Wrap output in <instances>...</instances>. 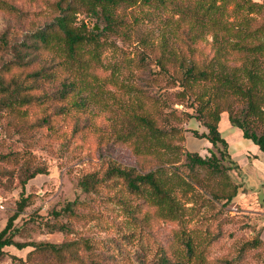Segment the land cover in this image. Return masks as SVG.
<instances>
[{"label": "rangeland", "instance_id": "obj_1", "mask_svg": "<svg viewBox=\"0 0 264 264\" xmlns=\"http://www.w3.org/2000/svg\"><path fill=\"white\" fill-rule=\"evenodd\" d=\"M54 1L0 0L2 79L9 83L17 77L27 85L32 81L28 75L33 70L46 68L57 73L54 78L38 81L30 92L40 98L30 105L18 110L0 102V152L14 154L11 160L0 161V230L17 210V201L23 193L29 195L30 204L15 220V239L34 244L67 242L72 251H62L63 257L41 250L30 254L33 246L23 249L11 246L0 257V264H143L144 253L149 254L147 264H157L154 254L161 247L176 251L170 245L181 224L156 216L155 208L128 192L123 180L105 178L111 162L139 172L159 166L160 159L154 154L137 153L132 144L112 142L118 131L124 129V121L128 122L125 105L136 92L150 103L156 98L161 101L158 115H163L164 119L160 122L165 128L178 127L173 142L180 145L182 151H195L202 156L213 152L220 156L223 151L222 162L231 167L227 170L230 179L237 184L244 181L259 193L258 199L247 202L239 196L240 188L238 195L228 202L220 197V191L217 198L197 185L196 190L178 188V200L187 211L185 225L189 229H208L213 235L208 246L209 264H223L225 260H232L233 264H264V241L255 247L245 245L246 241L264 237L263 218L255 212L264 206V153L230 122L228 110L222 112L219 122L228 147L224 150L220 143L212 145L201 136L206 128L196 116L193 98L180 102L177 92L182 88L158 73L163 36L169 37V47L181 56L206 65L216 52L211 33L193 42L183 25L177 29L179 37L176 39L171 36L175 29L169 23L174 24L178 15L170 18L169 14L159 11L146 18L145 12H155L152 8L121 6L117 10L121 21L106 35V46L101 54L104 65L95 69L98 79L91 90L93 101L87 109L81 110L71 106L70 99H60L56 93L68 75L58 64V58L40 50L36 62L23 66L15 62L11 47L13 43L24 41L31 29L52 19L55 12L48 3ZM254 1L264 4V0ZM252 15L256 16L255 25L264 22V8ZM76 16V24L85 23L95 31L106 25L84 8ZM4 37L9 47L5 46ZM227 56L231 64L243 61L240 52L231 50ZM113 66L119 67L116 73ZM175 67L171 66L170 71L176 72ZM123 77L135 86L132 95L114 83ZM45 93L51 95L44 102ZM3 95L0 91V98ZM245 109L243 101H234V115L243 117ZM254 129L258 134L264 133V124L255 122ZM255 158L258 160L251 163ZM176 165L182 174L187 176L190 172L184 155ZM165 166L169 173L175 167ZM36 167L44 172L30 179L23 189L20 179L25 177L26 171ZM87 173L102 178L91 191L79 184ZM71 201H76L73 210L64 211ZM63 224L65 229L58 228Z\"/></svg>", "mask_w": 264, "mask_h": 264}, {"label": "trees", "instance_id": "obj_2", "mask_svg": "<svg viewBox=\"0 0 264 264\" xmlns=\"http://www.w3.org/2000/svg\"><path fill=\"white\" fill-rule=\"evenodd\" d=\"M48 4L55 12L52 19L31 29L24 41L13 43L11 47L15 52V62L19 65L28 66L36 62L40 50L59 59L58 64L68 73L56 91L60 99H70L69 104L77 109L85 110L89 107L93 101L91 90L98 79L95 69L104 65L101 54L106 46V35L121 21L117 10L123 5L146 6L155 11L153 14L145 12L146 18L157 15L159 11L169 14L170 18L178 15L174 24L169 23L175 29L171 32L173 38L179 37L177 29L183 25L187 27L188 37L193 42L204 38L208 33L212 35V45L216 52L206 65L181 56L174 48L169 47L167 36H163L160 44L162 55L158 60V73H163L173 84L182 88L177 92L180 102L187 97L193 98L195 103L192 106L196 104V116L206 128L201 136L212 145L218 146L220 143L224 150L227 149L228 142L220 131L219 122L222 112L228 110L230 122L241 129L245 138L251 139L264 151V133L258 134L254 129L255 122L264 124V22L255 25L256 16L252 15L262 12L263 3L254 0H55ZM82 8L104 20V28L95 31L89 29L85 23L76 24V14ZM231 17L234 19L230 20ZM3 42L9 47L7 37H4ZM231 50L242 53L241 64L230 63L227 54ZM171 66L177 67L176 72L170 71ZM117 70L119 67L113 66V73ZM56 75L57 73L46 68L33 70L28 75L32 81L27 85L25 80L17 77L6 83L0 76V91L4 94L0 102L6 107L18 110L19 107L30 105L40 98L30 92L38 85V81H45ZM125 79L123 77L114 83H118L120 88L132 95L136 90L135 86ZM50 95L44 94V102ZM141 96L143 95L136 92L133 99L127 101L125 106L128 122L124 121V129L118 131L112 142L132 144L137 153L154 154L160 159L159 166L139 172L111 162L105 178L123 180L128 192L155 208L156 216L181 224L170 245L176 251L171 252L161 247L154 254L157 264H209L208 246L213 235L208 229H189L185 225L187 211L178 200L176 191L183 186L186 191L196 190L197 185L217 198V192L220 191V197L229 202L238 195L242 183L237 184L230 179L227 170L231 167L222 162L223 151L220 156L214 152L209 156H202L195 151H182L180 145L173 142L174 136L178 134V127L165 128L160 122V119H164L163 115H158L161 101L156 98L150 103ZM236 100L246 104L243 117L233 113V103ZM186 114L192 116L191 113ZM44 121L46 122V118ZM183 155L185 165L190 169L187 175L189 177L182 174L176 165ZM13 156V153L0 152V161L11 160ZM165 165H169V168L175 166L171 169L173 172L169 173ZM43 172V169L37 167L26 171L25 177L20 179L23 189L30 179ZM101 180L95 173H87L80 179L79 184L84 190L91 191ZM29 204V195L22 193L17 201V210L8 217L5 226L0 230V257L11 246L17 249L33 246L30 254L41 250L57 256L62 254L63 257L62 251H72L70 243L67 242L46 241L34 244L15 239V220ZM74 204L76 201L69 202L64 211L73 210ZM55 214L58 216L60 212ZM58 228L65 229V225ZM263 241L264 237L255 238L246 241L245 245L255 247ZM147 258L149 254L144 253L143 264H147ZM223 264H233V261L225 260Z\"/></svg>", "mask_w": 264, "mask_h": 264}, {"label": "crops", "instance_id": "obj_3", "mask_svg": "<svg viewBox=\"0 0 264 264\" xmlns=\"http://www.w3.org/2000/svg\"><path fill=\"white\" fill-rule=\"evenodd\" d=\"M223 135V134H222ZM248 139V138H246ZM248 140H251V139H248ZM252 141V140H251ZM258 147V146H257ZM259 149V148H258ZM260 150V149H259ZM260 152H263L264 151H260ZM256 160H258L257 158H255L254 160H251V163H254ZM242 183V187H241V191H240V194L239 196H242V198H246L247 199V202H251L252 199H255L257 198L258 199V191L254 189V187L252 186H249V184H247L246 182L244 181H240ZM263 193V198H264V191H262ZM239 198V197H238ZM258 201V200H257ZM261 204V203H260ZM262 206V205H261ZM263 208H260V210H255V212H257V214H260L262 216V221H263V229L262 231L264 232V206H262Z\"/></svg>", "mask_w": 264, "mask_h": 264}, {"label": "water", "instance_id": "obj_4", "mask_svg": "<svg viewBox=\"0 0 264 264\" xmlns=\"http://www.w3.org/2000/svg\"><path fill=\"white\" fill-rule=\"evenodd\" d=\"M96 29L98 28V27H95Z\"/></svg>", "mask_w": 264, "mask_h": 264}]
</instances>
